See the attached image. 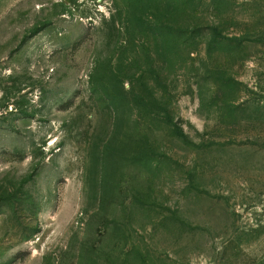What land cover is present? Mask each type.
Returning a JSON list of instances; mask_svg holds the SVG:
<instances>
[{"label":"rangeland","instance_id":"1","mask_svg":"<svg viewBox=\"0 0 264 264\" xmlns=\"http://www.w3.org/2000/svg\"><path fill=\"white\" fill-rule=\"evenodd\" d=\"M0 264H264V0H0Z\"/></svg>","mask_w":264,"mask_h":264}]
</instances>
